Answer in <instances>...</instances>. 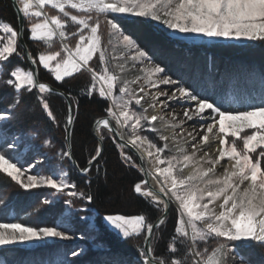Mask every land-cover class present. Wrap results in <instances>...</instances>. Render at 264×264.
Segmentation results:
<instances>
[{
  "label": "snow or ice",
  "instance_id": "1",
  "mask_svg": "<svg viewBox=\"0 0 264 264\" xmlns=\"http://www.w3.org/2000/svg\"><path fill=\"white\" fill-rule=\"evenodd\" d=\"M12 3L20 26L25 21L30 25V39L45 41L48 49L53 50H45L37 56L23 51L18 28L0 23V33L4 34L0 35V67L7 71L6 78L0 73V87L13 90V101L0 110V132L4 131L3 122L11 118L22 96L36 90L43 112L53 123L60 124L45 95H52L53 88L40 82L35 70L22 71L12 66L10 58L23 57L35 68L47 70L61 83L75 74L89 72L92 83L83 94L93 96L98 91L101 98L111 100V106L106 109L108 116L96 122L97 130L102 127L116 135L111 127L113 120L124 129L122 138L127 137V142H117V147L127 166L137 167V162L125 151L129 145L143 152L150 162L154 161L150 172H145L142 164L139 167L145 177L152 176L158 190L148 187L146 178L135 183L133 190L163 214L155 223L146 222L144 214L131 218L109 214L104 220L124 238L133 234L143 236L146 246L139 248L142 264H231L233 259L248 264L240 253V248L247 245L236 246L229 242L255 241L264 246V102L229 109L215 101L209 102L207 97L197 95L184 85L161 89V84L173 85L177 80L163 67L152 64L146 51L123 30L121 22L142 23L133 18H144L182 34L264 42V0H12ZM56 38L58 47H54ZM129 61L132 62L130 67L143 76L122 80L116 74L114 68L124 73ZM132 84L139 87L133 89ZM153 88L157 91L152 92ZM162 96L164 100L160 99ZM181 98L183 118H178L169 101ZM66 102L68 110L63 122L64 144L60 158L71 160L73 154L67 149L75 117L72 101L66 98ZM149 109L153 111L149 113ZM169 114L171 120L166 118ZM189 121L195 123L188 124ZM145 132H154L164 141L163 146ZM103 140L101 132L94 154H89L84 165L71 166L85 178L87 189L74 182L63 167L59 169V176L54 168L42 172L37 163L26 167L15 137L0 144V174L25 191L41 187L53 189L68 198L65 204L69 208L76 200L92 203L90 176L93 168L97 175L100 172ZM214 141L217 142L216 154L213 153ZM238 142L242 143V148ZM44 143L51 142L45 140ZM173 146L175 154L168 155ZM189 147L191 152L187 150ZM185 169L189 171L185 173ZM25 176L26 180L22 179ZM173 201L178 213L173 235L165 252L157 255L153 238L166 223L167 209ZM43 203L49 201L45 199ZM71 219L67 209L50 226L26 225L23 220L6 218L5 222H0V246L49 238L77 239ZM81 220L86 221V217ZM71 254L81 253L74 249ZM65 264L74 262L65 261Z\"/></svg>",
  "mask_w": 264,
  "mask_h": 264
},
{
  "label": "trees",
  "instance_id": "2",
  "mask_svg": "<svg viewBox=\"0 0 264 264\" xmlns=\"http://www.w3.org/2000/svg\"><path fill=\"white\" fill-rule=\"evenodd\" d=\"M0 22L18 28L17 15L10 0H0ZM121 23L123 30L130 33L137 44L172 78L194 90L197 95L207 97L209 102L215 101L222 108L229 109L264 102V42L194 45L170 39L147 23L130 24L124 21ZM29 35L25 21L26 43L30 53L37 56L45 49L31 41ZM10 63L12 66L30 70L29 63L23 57L13 56L10 58ZM0 73H3L2 78L7 77V71L3 67H0ZM39 78L64 90L72 97L76 106L72 151L77 163L84 165L89 154H94L97 148L92 128L98 118L108 116L106 111L110 107L108 99L101 98L98 91L93 96L83 94V90L92 83L91 76L85 71L75 74L72 78H66L65 82L61 83L55 81L51 73L40 67ZM37 93L38 90L22 96L21 103L12 112L11 118L3 122L4 134L17 136L20 139V151L26 150L23 156L26 164L42 158L47 167L41 163V171L63 167L70 172L74 182L81 188L87 189L89 186L85 184V178L71 167L72 164L68 159L60 158L61 146L64 144L63 122L67 114L65 100L56 94L50 96L45 94L57 120L60 121L58 126L43 112L36 99ZM12 101L13 90L7 86L0 87V110L7 108ZM101 132L104 135V149L103 158L100 160V172L97 175L96 169L93 168L90 176V191L94 196V202L76 201L77 206H86L90 209L88 215L93 216L95 227L76 223L79 212L71 213L72 224L77 231L85 233L86 236L94 235L96 242L105 249L104 256L97 251H89L88 258L94 259V264H113L112 262L125 264L130 257L140 256L139 248L143 247L141 237H120L109 229L103 217L109 214L127 217L144 214L146 222L153 223L162 213L151 206L146 198L134 193V184L143 179L140 168L129 167L123 163L117 147L118 141L114 135L106 129H101ZM45 140L51 143L45 144ZM45 199L53 202L45 204L43 203ZM66 199L62 195H57L55 190L48 188L25 191L10 178L0 174V220L3 222L6 218L13 219L12 216L9 217V211L14 209L18 219L23 220L26 225L50 226L66 209L64 206ZM177 218V210L172 207L166 223L157 230L153 238V247L157 255L164 253L168 247ZM243 244L247 247L240 248V253L250 264H264V246H260L257 242ZM46 250L42 248L37 251L38 257L46 253ZM31 254L34 255L35 252ZM20 256L22 255L19 249L9 247L0 249V258L8 262ZM31 257L32 255L27 258L26 263H29Z\"/></svg>",
  "mask_w": 264,
  "mask_h": 264
},
{
  "label": "rangeland",
  "instance_id": "3",
  "mask_svg": "<svg viewBox=\"0 0 264 264\" xmlns=\"http://www.w3.org/2000/svg\"><path fill=\"white\" fill-rule=\"evenodd\" d=\"M113 15L120 16V15H123V14H113ZM133 19L141 20V21H143V23L149 24L151 27L155 28L156 31L163 32L164 35L166 37L170 38V39L184 41V42H187V43H190V44H194V45H210V44H216V43H223V44H226V43L227 44H246L248 42H251V41H244V40H241V41H234V40L227 41V40L215 39V38H211L210 39V38H207V37L196 36L194 34H182V33H179V32H175L172 29L167 28L165 25L160 26V25H158L156 23V21L145 20L144 18H133ZM0 23H3V22H0ZM26 23H27V26H28V29H29L30 28V25L28 24L27 21H26ZM72 27H74V26H72ZM0 35H4V34L1 33ZM29 38H30V35H29ZM31 41H33V40H31ZM33 42L39 44L45 50H48V51L53 50V49H48L47 43L45 41H33ZM72 43L74 44L75 41H72ZM0 46H2V44H0ZM58 46H59V39L56 38L54 40V47H58ZM118 46L119 47H123L122 44H119ZM137 46L141 50H144L138 44H137ZM109 55L111 56V52L109 53ZM147 55L151 58V61H152V64L153 65H157V66L162 67L148 53H147ZM131 63H132L131 61L128 62V65H126V68H128V70L126 72H124V73H121L120 70H119V68H114V71L116 72V74L118 76H121L122 80H131V79H133L136 76H143V73H140V74H137V75L134 74V72L135 73L136 72L138 73L139 71H137L135 69H132L130 67ZM19 68H22V67H19ZM22 69H24V68H22ZM24 70H26V69H24ZM38 70H39V68H38ZM85 72H87V71H85ZM87 73L91 76V74L89 72H87ZM193 73H195V72H193ZM161 75H163V74H161ZM142 83H143V80H141V84ZM180 85H182V84L177 80V84H173V85H163V84H161L160 85V88L161 89H164V90L175 89L176 87H178ZM98 87H99V85H97V88ZM131 87L133 89H135V88L139 87V85L132 84ZM151 91L152 92H155V91H157V89L153 88V89H151ZM115 94L117 96L119 95L118 89L115 91ZM147 99L150 100L151 98L148 97ZM160 99L161 100H164L165 97L162 96V97H160ZM108 101H109V104L111 106V100L108 99ZM142 103H143V101H142ZM169 103L173 105V107L175 108L176 113L178 114V118H180L178 112H180V110H181L180 104L184 103L183 99L181 98L179 100L169 101ZM133 107L135 108V107H138V106L133 105ZM152 111H153L152 109H149V113H151ZM157 111H159V109H157ZM166 111H170V110H166ZM166 118L169 119V120H171L172 119V116L169 114ZM194 123H195V121H194ZM122 130L124 132V129H122ZM109 133H111V132H109ZM144 134H146V135H148L150 137H153L156 140L157 143H159L161 146H163L164 141L159 140L158 136H156V134L154 132H145ZM13 137L16 138L17 143L19 145L20 144V139L17 136L6 135V134H4V132H0V144H3V142H4L5 139H12ZM238 143L240 144V147L242 148V143H240V142H238ZM214 144L217 145V142L214 141L213 142V145ZM5 150L6 151H12L11 149H5ZM187 150L189 152L192 151V149L190 147ZM125 151L126 152H129L130 154H132L130 151H128L126 149H125ZM138 151H139V149H138ZM25 152H26V150L21 151V155L22 156H25ZM173 154H175V148H172V151L168 153V155H173ZM132 156L134 157L135 161L137 162V166L139 167L138 160H137L136 156L133 155V154H132ZM144 162L146 163V167H148L149 171H151V168H152V165L154 164V161H151L150 162L149 161V158L144 154ZM32 163H37L38 164V167L41 166V163H43L42 165L46 166V162H44V160L42 158H38L36 160H33L31 163L26 164V167L31 168V164ZM229 166H230V164H229ZM205 167H207V165H205ZM60 168L61 167H58L57 168V175L58 176L61 174L59 172V169ZM217 168H219V165L217 166ZM51 169H53V168H51ZM40 170H42V169H40ZM64 170L67 171L66 169H64ZM184 171H185V173H187L189 171V169H185ZM22 179L26 180V176L25 177H22ZM154 185H155V187L158 188V185H157V183H156L155 180H154ZM41 188H44V187H41ZM56 194L57 195L58 194L59 195H62V197H66V196H64L63 194H60V193H56ZM76 201L74 202V204H76ZM52 202L53 201H50L49 203H52ZM64 206L66 207V209L68 210V213H70V214L73 213V212H79L80 213V215L78 216L79 219H77L78 222H76V223H78V224H80V223L89 224L92 228L95 227L94 226L93 216L92 215H88V212H90V209L88 207H86V206H79V205L77 206V204H76L75 206L72 205L69 208V206L66 205L65 202H64ZM163 207L164 206L161 205V208H163ZM172 207L177 210V205H176V203L174 201L171 202L170 211H171V208ZM170 211H169V214H170ZM217 211H218V209H217ZM11 216L13 217V219H18L17 213L15 212L14 209H10V211H9V217H11ZM81 217H86V221L85 220H81ZM104 217H103V221L109 227V229H111L112 231H114L115 233H117L120 237L124 238L122 236V234L119 233L118 230L114 229L111 225H109L104 220ZM125 217L126 218H131V217H134V216H131V217L125 216ZM72 221H73V218L71 219L70 223H71V227L73 228V230L77 233V239L61 241V240H58V239L49 238L46 241H32V242H26V243H23V244L17 243V244H13V245L0 246V249L1 248H7V247L19 249V253L22 255V256H20V258H18V259L15 258L13 261H10V262L4 260L1 257L0 258V264H65V261L74 262V264H94L95 263L94 259H89L88 258V257H90V254H88L89 251L90 250L97 251V253H100L101 256L102 255L104 256L105 249L102 246H100L99 243L96 242V240L94 238L95 237L94 235L86 236L85 233L77 231L75 225L72 224ZM0 222H3V221L0 220ZM132 236H134V237L135 236H138V237L140 236L141 237L140 240L142 241V243L144 242L142 235L133 234ZM246 242H255V241H246ZM246 242L235 241V242H229V243L232 244V245L239 246L241 243H246ZM42 248L47 249L45 251L46 253H42L41 254V257H38V255H37L36 252L39 251ZM74 249L77 250V251H80L81 254L78 255V256H72L71 253H72V251ZM34 252H35L34 255L31 254V253H34ZM86 254H87V256H86ZM31 255H32V257L29 258L30 259L29 260V263H26V261H28L27 258L29 256H31ZM247 262H248V260H247ZM112 263L113 264H118L117 262H112ZM125 264H142V260H141L140 256H133V257H130V259H128V261ZM231 264H240V260L239 259H233L232 262H231ZM248 264H250V263L248 262Z\"/></svg>",
  "mask_w": 264,
  "mask_h": 264
},
{
  "label": "water",
  "instance_id": "4",
  "mask_svg": "<svg viewBox=\"0 0 264 264\" xmlns=\"http://www.w3.org/2000/svg\"><path fill=\"white\" fill-rule=\"evenodd\" d=\"M10 3H11V5H12V7H13L12 0H10ZM13 8H14V7H13ZM14 10H15V8H14ZM15 12H16V11H15ZM16 15H17L18 30H19V32H20V34H21V35H20V40H21V42H22V44H21V48H22L23 51L30 52V51H29V48H28V45H27V43H26L25 37H24V32H25V22H24V25H23V26H20V21H19V19H18V14L16 13ZM27 62H28L29 65H30V70H35V72L37 73V79H38L40 82H45V81L40 80V78H39V70H38L37 68H35V66L32 65L28 60H27ZM45 83H48V82H45ZM48 84H49L50 87L53 88V90H54V91H53V94H56V95L61 96V97L65 100V102H66V98H67V99H70V100L72 101L73 116H74L75 119H76V106H75L74 103H73L72 97H71L68 93H66L64 90H61V89H59V88L53 86V85L50 84V83H48ZM66 105H67V110H68V104H67V102H66ZM106 117H107V116H104V117L98 118V119L94 122V124H93L92 133H93V136L95 137L96 141H97L98 138H99L100 130H101V129H104V128L101 127L99 130H97V128H96V122H97L98 120L103 119V118H106ZM75 119H74V123H75ZM111 127H112V129L115 130V132L117 133L116 135H114V137L117 139L118 142H120V143H125V142H127V140H126L124 137L122 138V133H123L122 128H119V127L116 125V123H115L114 120L112 121ZM73 128H74V125H73ZM106 130H108V129H106ZM108 131H109V130H108ZM109 132H111V131H109ZM111 133H112V132H111ZM72 134H73V131L69 133V142H68V149H67V150H70V151L72 152V154H73V151H72ZM112 134H113V133H112ZM102 146H103V149H104V140H103V142H102ZM97 147H98V144H97ZM126 150L130 151L133 155L136 156V158H137V160H138V164H139V165H141V164L143 165V169H144L145 172H150L149 169H148V167H146V163L144 162V158L142 157V155H140L138 149H133V148H131V146L129 145V149H126ZM69 161H70V163H71L72 165L77 164V161H76L74 155H73V159H71V160H69ZM139 168H140V167H139ZM76 171H77V170H76ZM77 172H78V171H77ZM141 172H142V171H141ZM78 173H79V172H78ZM142 174H143V179H145V178L147 179V186L150 187V188H152L153 190H158V188L155 187V185H154V180H153L152 176L149 175V176L145 177V176H144V172H142ZM79 175H80V174H79ZM169 211H170V208L167 209V213H168V214H169ZM162 215H163V214H161L158 218H160ZM167 216H168V215H167ZM158 218H157L153 223H155V222L158 220ZM144 246H146V245H145V242H143V247H144Z\"/></svg>",
  "mask_w": 264,
  "mask_h": 264
},
{
  "label": "bare ground",
  "instance_id": "5",
  "mask_svg": "<svg viewBox=\"0 0 264 264\" xmlns=\"http://www.w3.org/2000/svg\"><path fill=\"white\" fill-rule=\"evenodd\" d=\"M156 23H157L158 25H160V26L164 25V24H162V23H158V22H156ZM140 73H141V72H138V73H137V72H136V73L134 72L135 75L140 74ZM178 113H179V117H180V118H183L182 110H180V112H178ZM188 124H194V121H189ZM186 127H187V126H186ZM123 133H124V132H123ZM123 133H122V134H123ZM124 138H125L126 140L128 139L127 137H124ZM170 146H171V141H170ZM216 146H217V145H215V144L213 145V153H214V154H216V153H215V148H216ZM172 148H175V147H172ZM139 153H140V155H142V157L144 158V153L141 152L140 150H139Z\"/></svg>",
  "mask_w": 264,
  "mask_h": 264
},
{
  "label": "crops",
  "instance_id": "6",
  "mask_svg": "<svg viewBox=\"0 0 264 264\" xmlns=\"http://www.w3.org/2000/svg\"><path fill=\"white\" fill-rule=\"evenodd\" d=\"M20 70L24 71V69L20 68Z\"/></svg>",
  "mask_w": 264,
  "mask_h": 264
}]
</instances>
